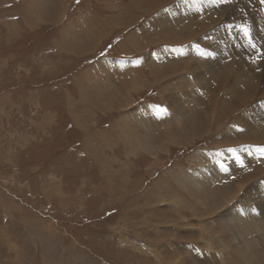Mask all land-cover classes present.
Returning <instances> with one entry per match:
<instances>
[{
	"label": "rangeland",
	"instance_id": "374dc122",
	"mask_svg": "<svg viewBox=\"0 0 264 264\" xmlns=\"http://www.w3.org/2000/svg\"><path fill=\"white\" fill-rule=\"evenodd\" d=\"M263 28L261 0H0V264H264L222 218L263 203Z\"/></svg>",
	"mask_w": 264,
	"mask_h": 264
},
{
	"label": "bare ground",
	"instance_id": "6f19581e",
	"mask_svg": "<svg viewBox=\"0 0 264 264\" xmlns=\"http://www.w3.org/2000/svg\"><path fill=\"white\" fill-rule=\"evenodd\" d=\"M162 21V20H161ZM261 23V22H260ZM164 28H165V26H164ZM162 29V28H161ZM161 31V30H160ZM263 34H264V28H263ZM194 38V37H193ZM252 54L251 53H249L248 55H246L247 57L246 58H250V56H251ZM245 56V55H244ZM204 57V56H203ZM190 60V59H189ZM252 60V59H251ZM252 61H254L255 62V64H257L258 65V61L257 60H252ZM203 63V62H202ZM201 63V61H197V63L195 64L196 66H194V69H193V72H195L196 71V75H194V76H191V74L189 75V76H187L183 81H182V85H183V87L184 88H188L189 89V87H191V89H193V87L191 86V85H193L194 83H195V81H197L198 79L199 80H203V77L202 78H199V75H198V72H197V68H198V64L199 65H203ZM239 63V62H238ZM178 64H179V62H178ZM223 66V65H222ZM140 79V78H139ZM134 82V81H133ZM138 82V81H137ZM184 82V83H183ZM138 84V83H137ZM142 84V83H141ZM134 85H135V82H134ZM143 85V84H142ZM145 85V84H144ZM138 86V85H137ZM182 87V88H183ZM132 88V87H131ZM209 88V87H208ZM134 89V88H133ZM177 89H178V87H176V88H174V91H173V93L172 94H174L176 91H177ZM191 94V90L188 92V95H190ZM123 98V97H122ZM183 98H185L186 99V97H183ZM192 98V97H191ZM118 99H119V97H118ZM124 99V98H123ZM171 102H169V104H168V111L173 115V116H175L176 118L178 117V116H176V114L177 113H179L180 112V110H181V108H183V106H184V104H183V102L179 99V98H177V97H175V96H171V100H170ZM186 101V100H185ZM188 102V101H187ZM186 106V105H185ZM219 107V106H218ZM264 110V109H263ZM251 113H255V110H252L251 111ZM211 115V114H210ZM198 116V115H197ZM212 116V115H211ZM179 118V117H178ZM260 118V117H259ZM194 119V118H193ZM200 119V118H199ZM252 120H253V122L257 125V123L259 122V119H255V118H253L252 117ZM221 121V120H220ZM250 122H252V121H250ZM262 122V121H261ZM208 123H211V122H208ZM196 124V123H195ZM261 126V125H260ZM135 144V143H134ZM140 144V143H139ZM252 145V144H251ZM134 146V145H133ZM143 146V145H142ZM135 147V146H134ZM138 148V147H137ZM133 149V148H132ZM133 152H134V150H133ZM231 153H234V151H232V149H228L225 153H223V157H226L227 155H229V154H231ZM219 156H221V155H219ZM216 158H217V160H222V158H218V155H216L215 156ZM208 162H209V159H208V157H206V160L204 159L203 160V163H202V166H201V168L200 169H198V170H196L195 172H196V174H197V176H198V178L200 179V180H204V179H206V178H208V177H210V176H212V175H217V174H220L221 173V171H222V168L221 167H218L219 168V171H217V172H213V173H211L212 171L209 169H207L206 167H207V165H208ZM221 168V169H220ZM192 175V174H191ZM200 180H195L194 181V184H193V186H196V185H198L196 182H199V183H201V181ZM247 183L248 182H240L239 184H238V186H239V190H240V192H244L245 194L243 195L246 199H248V200H250V199H252V193H251V188H252V186H253V184L255 185V186H257V184L256 183H253L252 184V186L250 187V188H248V189H246L245 190V187H246V185H247ZM198 187V186H197ZM257 187H261L262 188V190L264 191V182H262L261 183V185H259V186H257ZM257 187H255V189H257ZM245 190V191H244ZM236 198V200L233 202V203H231L230 205H226V207H229V206H231V207H229V212L227 213V214H224L223 215V217L222 218H226V219H234L235 221H236V226H232V227H230L229 229H225V234H227V237L229 236V233H234L235 232V230H236V228L235 227H238V228H242L243 227V225L241 224V223H243L244 225H249V222L250 221H253L254 220V222H257L258 223V225H261V226H259V230H260V232L261 231H263V229H264V194H263V203H259L258 205H257V207L256 206H253V207H251L250 208V210L248 211V209L247 208H243V209H241L242 208V205H239V203H240V199H238V197H236V196H230L229 198H228V202H230V200L232 199H235ZM194 199V198H193ZM226 201V202H227ZM180 202V201H179ZM234 203H236V204H234ZM234 204V205H233ZM239 205V206H238ZM258 206H260V207H258ZM176 207V206H175ZM225 207V208H226ZM235 207H239L238 208V210H236V208ZM224 208V209H225ZM248 211V212H247ZM236 213H239V215L238 216H236V217H233V215H235ZM232 215V217H230ZM203 228H205V227H203ZM221 231H222V229H221ZM246 232H247V230H244L243 231V233L244 234H246ZM210 236H212V235H210ZM229 238V237H228ZM232 241L233 242H241L240 240H239V238L238 237H236V236H233V238H232ZM211 245H213L212 243H210V246ZM243 251H244V254H248L249 252H248V249H243L242 250V252H239L238 253V255L240 256V255H243ZM248 256V255H247ZM248 261L250 262V260L248 259ZM246 264H247V262H246Z\"/></svg>",
	"mask_w": 264,
	"mask_h": 264
},
{
	"label": "snow or ice",
	"instance_id": "6c2138e0",
	"mask_svg": "<svg viewBox=\"0 0 264 264\" xmlns=\"http://www.w3.org/2000/svg\"><path fill=\"white\" fill-rule=\"evenodd\" d=\"M77 2H78V0H77ZM214 2H215V0H214ZM224 2H228V0H224ZM261 2L264 3V0H261ZM246 34H248V33H247V30H246ZM249 43H250L253 47H255V44L252 42L250 36H249ZM157 108H158V114H159L160 112H164V111H166V109L160 108L159 106H157Z\"/></svg>",
	"mask_w": 264,
	"mask_h": 264
}]
</instances>
